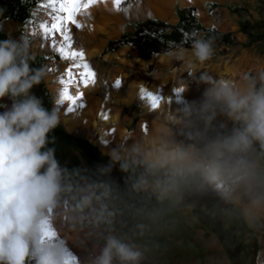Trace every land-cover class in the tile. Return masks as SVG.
Listing matches in <instances>:
<instances>
[{
	"label": "clouds",
	"instance_id": "1",
	"mask_svg": "<svg viewBox=\"0 0 264 264\" xmlns=\"http://www.w3.org/2000/svg\"><path fill=\"white\" fill-rule=\"evenodd\" d=\"M164 55L185 60L187 51L169 49ZM213 55V41L193 33L188 75L205 87L199 98L176 110L186 140L156 129L148 141L134 144V163L141 169L134 188L163 200L189 185L211 187L225 201L240 205L252 221L264 216V163L257 155V146L264 150V66L239 80L195 76L193 64H204ZM32 61L25 37L0 40V101H12L10 107L0 104L5 108L0 112V264H69L64 241L51 235V210L70 190L67 170L48 147L61 115L32 92L47 76ZM226 121L232 122L230 128ZM113 159L120 157L114 154ZM128 166L121 164L122 169ZM106 195L85 189L78 208H90ZM141 257L135 246L108 235L92 264H139Z\"/></svg>",
	"mask_w": 264,
	"mask_h": 264
},
{
	"label": "rangeland",
	"instance_id": "2",
	"mask_svg": "<svg viewBox=\"0 0 264 264\" xmlns=\"http://www.w3.org/2000/svg\"><path fill=\"white\" fill-rule=\"evenodd\" d=\"M128 3L131 1L128 0ZM46 4L47 0H0V40L25 37L30 43L33 57L42 56L41 67H44L47 73L50 67L61 68L62 71L70 62L62 59L57 51L42 45L46 39L41 36L42 31L38 25L50 11V8L45 7ZM5 5H9L10 14L3 12ZM124 5L125 1L121 0L119 6L124 8ZM182 7H193L194 15L199 22L205 28H212L211 34H214L210 38L213 41L214 55L204 64L198 62L193 64L191 71L195 76L207 73L214 78L239 80L244 73H254L257 69L255 67L257 62H264V0H196L193 4L184 6L174 3L170 10L171 14L167 18L156 16L148 10L132 17H125L116 35L111 37L104 34L98 35L100 39H95L93 45L100 47V51L90 58L102 70L112 69L115 76L125 75L119 88L113 85L114 92L108 96L105 109L110 116L114 110L119 111L118 124H114L112 121L108 122L111 136L114 134L112 129L116 128L115 125H123L131 131V137L124 141L127 147L140 143V134L154 124L170 130L177 140H186L185 129L180 118L176 115V110L182 103L199 98L205 87L197 84L188 75L190 70L188 65L193 61L191 47L175 46L171 48H183L187 51L185 60H176L167 58L164 55L165 52L153 53L142 44L123 43L119 40V35L123 30L131 31L135 23L146 19H161L168 23H175L177 20L176 9ZM203 33V31L196 32V38H203ZM224 33L229 34L226 39L221 36ZM115 53H119V56H115ZM161 55H164L165 58H161ZM243 59L249 63L247 67L244 66ZM87 62L90 64V61ZM253 65L255 66L252 67ZM91 68L93 69V66ZM48 76L47 74L38 89L33 87L32 92L42 99L44 106L49 110L56 106L60 113L65 112L68 115L70 111L65 110L68 106L66 101L60 103V99L56 98L54 91L62 74L60 73L54 79L49 80ZM77 80H79L78 76ZM153 81L163 83V89H167L169 85L179 88V90L183 89V91H179V100L173 112L166 110L160 104L156 109H152L148 98L141 95V88L149 91V86ZM133 82H137V84L132 85L133 94L128 96L130 84ZM165 93L159 95L160 98ZM93 96L102 100L104 94L97 91ZM0 104L10 107L12 101L5 97L0 101ZM4 110V107H0V112ZM219 119L226 118L219 117ZM226 122L230 128L232 122ZM59 127L75 136L83 137L95 145L92 139L97 136V130L90 123L78 125L72 131L66 130L62 124ZM51 138L53 137L50 136ZM48 147L55 149L56 158L67 170L65 183L70 190L63 193L59 201L63 202L60 207L61 213L69 211L70 219L66 227L70 231L69 233L73 234H67L68 241L65 246L68 251L73 253L75 250L81 251L84 258L82 264H86L87 261L92 264V260L104 245L100 242L102 237L89 236L88 234H117V231L121 234H147L155 227L149 217H152L155 222L160 221L163 217L167 221L172 214H175L174 206L177 203L173 197L176 194L181 196L178 205L183 210L180 212L183 216L189 214L187 205L193 206V203L188 200L187 187L179 193L169 196V199L160 200L156 196H152L149 193L150 190L134 188L136 177L133 176L130 177L128 183L121 182L124 189L119 193L115 182L109 179L119 174V167L124 163L140 171V168L134 163L136 158L111 160L98 148L102 155L107 156V159L102 172L104 176L96 177L91 174L74 146L54 139V142L49 143ZM110 148L113 151L117 150L114 140L111 142ZM257 155L264 163V150H261L259 146H257ZM88 188L95 191L97 195L103 192H107V195L101 196L98 201L94 200L90 208L81 211L78 204L83 190ZM129 189H132L133 195L130 197L135 199L136 205L129 203L126 199ZM205 193L201 192L194 196L200 202V206L197 207L199 222L205 225L201 221L204 222L216 210H220L222 225L227 227L231 234H192L193 231L189 230L191 226L186 224L183 226L181 222L175 224L173 231L183 227L184 237L177 247L179 256L186 261L192 254L193 264H264V216L249 221L241 211L240 205L237 204L238 208H235L232 202L225 201L220 194L216 197ZM204 202H208L206 208L203 206ZM168 209H170L169 212ZM108 213L112 215L109 216ZM191 215H193L192 210ZM97 216L98 218L104 217L105 221V216L109 217L113 221V225L111 226L109 223L108 228L102 227L103 223L97 219ZM241 217L244 219V224H242V229H239L238 224ZM168 226L171 224L169 223ZM112 228H114V232L111 231ZM130 228L133 230L128 233ZM52 231L56 233L55 229ZM56 235L58 236V234ZM71 264H76V262L72 261Z\"/></svg>",
	"mask_w": 264,
	"mask_h": 264
},
{
	"label": "bare ground",
	"instance_id": "3",
	"mask_svg": "<svg viewBox=\"0 0 264 264\" xmlns=\"http://www.w3.org/2000/svg\"><path fill=\"white\" fill-rule=\"evenodd\" d=\"M124 1V8H121L120 6L117 7L114 4V0H100V2L90 6L86 10L87 13H90V16L85 15V10L82 9L81 12L77 13L76 15V19L84 25L81 28H77L69 22L68 27L71 31L72 47L75 50L82 49L84 51L86 61H90V64L91 66H93V70L96 73V82L95 84H89L87 87L80 85L79 89L73 86L71 89L72 94L76 95L78 91L83 92V98L80 102H78L77 105H71L70 101H66L68 106L65 110L68 112L69 107H72L73 110L68 112V115L65 112L60 113L61 124L68 131H72L78 125H88L90 123L97 130V136L92 139V142L99 148V150L103 154L109 156L111 160H114V154H118L120 159L124 160L135 159L136 156L132 152V147H127L124 144V141L132 135L129 129H127L123 125H115L116 128L112 129L114 132L112 136L108 129L109 121L114 122V124H118L120 118L118 110H114L111 113V116L108 115L105 109V105L108 100V96L112 95L114 92L113 85L115 84V81L117 79L122 80L125 75L122 74L120 76H115L116 74H114L112 69L102 70L101 68L97 67L95 61L90 58L97 55L100 51V47L93 45L95 39H100L98 36L99 34H104L108 37L116 35L119 32L121 23L123 22L125 17H132L138 15V13L140 12H145L146 10H148L156 16L167 18V16L171 14L170 10L172 9L174 3H177L180 6H184L187 4H193L196 0H129L131 1V3H128V0ZM49 10L51 11V9ZM41 20H48L50 22L51 17L49 15H45V17H43ZM113 23L114 25H112ZM41 36L43 37L42 33ZM56 39L59 42L62 37L57 33ZM42 45L56 51L52 46L50 40H46V42H44V44ZM114 55L119 56V53H115ZM161 58H165V56L161 55ZM69 62L70 63L64 69H62V71L61 68L55 69L53 67H50L47 70V74L49 75L47 79H54V77H57L58 75H60V73L63 76L70 64L74 63L73 61ZM243 64L245 67H247L249 63L247 62V60H244ZM254 66L255 65H253L252 67ZM260 66H264V62H257L255 67L258 68ZM75 71L79 70L74 69V72ZM60 81L54 89L57 99H60V94L63 88V85ZM136 84L137 82H133L132 84H130L131 88L128 96H132V85ZM163 88V83L153 81L149 86V91L157 95H161L163 94V92H166L165 95L161 97L162 100L160 105L164 106L166 110L173 112V110L177 107V103L179 100V88L172 87V85H169L167 89ZM97 91L103 92L104 97L102 100L98 97L93 96V94ZM85 101L88 102L86 103ZM80 104H83V107H80ZM105 115H107V119H105ZM156 129H160L161 132L166 130L161 126L154 124L151 128H146L140 134L141 142L148 141L152 137ZM113 140L114 142H116L117 150L115 151L111 150L110 148V144L111 142H113ZM62 204L63 202L59 201L57 206L51 210V230L55 229L56 234H58L59 238H61L66 245L68 241L67 234L73 233H69L70 231L66 227V224L70 219L68 215L69 211H67L66 213H61L60 207L62 206ZM74 256L78 264L84 261L81 251L75 250ZM70 259L71 258H69V262ZM87 262L85 263L89 264Z\"/></svg>",
	"mask_w": 264,
	"mask_h": 264
},
{
	"label": "trees",
	"instance_id": "4",
	"mask_svg": "<svg viewBox=\"0 0 264 264\" xmlns=\"http://www.w3.org/2000/svg\"><path fill=\"white\" fill-rule=\"evenodd\" d=\"M3 12L5 14H10L9 5H5ZM177 20L175 23H168L161 19H146L141 22L135 23L133 30L125 31L123 30L119 35V40L123 43L132 44H142L148 50L153 53H164L175 46H181L190 48L191 40L193 38V33L203 31V39H210L214 34H211L212 28H205L194 15L193 7H182L176 9ZM228 33H224L221 36L226 39ZM228 41V40H226ZM42 56L33 57L32 67H41ZM38 86H34L38 89ZM57 141H63L68 145L74 146L78 150L84 164L91 171V174L96 177H103V171L105 169V161L107 156L102 155L98 147L89 143L85 138L75 136L71 133L66 132L63 128L57 127L50 134ZM141 170V169H140ZM139 170L134 169L130 165L127 169H122L119 167V174L111 177L109 180L115 182L117 191L120 193L124 188L121 186L122 183H128L130 177H137L139 175ZM122 178V179H121ZM188 193V200L193 203L192 214L197 218V207L200 206V202L195 199L194 196L201 192L210 193L211 195L218 196V193L211 187L199 188L196 185L186 186ZM185 188V187H184ZM130 195H133L132 189H129V194H127L126 199L131 204H135V199H131ZM204 202L203 206L206 208ZM207 228H209L214 234H231L227 227H224L221 222L220 210H216L211 216L207 218L204 222ZM242 224H244V219H240L238 224L239 229H242Z\"/></svg>",
	"mask_w": 264,
	"mask_h": 264
},
{
	"label": "snow or ice",
	"instance_id": "5",
	"mask_svg": "<svg viewBox=\"0 0 264 264\" xmlns=\"http://www.w3.org/2000/svg\"><path fill=\"white\" fill-rule=\"evenodd\" d=\"M98 2L100 0H47V4L45 5V7L51 9L48 13L51 21L45 20L41 22L38 28L42 30L44 38L51 41L52 46L62 59L74 62L70 64L61 77L60 82L63 88L60 94V103L70 101L71 105H77L82 100L84 93L78 91L76 95H73L71 92L72 87L75 86L79 89L80 85L87 87L89 84H95L96 82V73L86 61L84 51L82 49L75 50L72 47V36L68 24L70 22L77 28L83 27L84 25L76 19L77 13H80L83 9L85 10V15L90 16V13H87L86 10ZM114 4L119 7L121 0H114ZM57 33L62 37L59 42L56 39ZM74 69L79 71L74 72ZM77 76L79 80H77ZM120 85L121 80L117 79L114 87L119 88ZM140 91L142 96L148 98L152 109H156L159 106L161 100L159 95L143 88ZM178 91H183V89ZM79 106L83 107V104ZM68 110L72 111L73 108L69 107ZM107 118V115H105V119ZM55 234L54 231L51 232V235Z\"/></svg>",
	"mask_w": 264,
	"mask_h": 264
},
{
	"label": "crops",
	"instance_id": "6",
	"mask_svg": "<svg viewBox=\"0 0 264 264\" xmlns=\"http://www.w3.org/2000/svg\"><path fill=\"white\" fill-rule=\"evenodd\" d=\"M154 195L152 192H149ZM180 194H176L173 197V200L177 203L175 207V214H172L169 220L165 221L163 217L160 221H153L152 217H149L151 222L155 225L154 230L149 231L147 234H121L117 231V234H88L89 236L95 235L96 237H102L100 240L102 244L105 243V239L108 235H116L118 238L123 241L135 246L142 253L141 260L139 264H193L194 257L191 254L186 261L183 257L179 256L178 245L183 239V227L176 229L173 231V225L179 224L180 222L191 226L189 230L193 231L192 234H214L209 228L205 225H202L193 215H191L192 207L188 204L187 209L189 211L188 215L181 214L182 208L178 205V201H180ZM169 199V197H167ZM172 200V201H173ZM167 202V200H166ZM235 208H238L236 203H233ZM164 209V208H163ZM170 209H168L169 212ZM183 211V210H182ZM179 212V213H177ZM106 221L103 220L104 217L98 218L101 221L102 227L108 228L109 223L112 226L113 221L109 219V217L105 216ZM105 221V222H104ZM191 221V222H190ZM188 222V224H187ZM136 223V221H135ZM171 226H168V224ZM133 228H130L128 233L132 232ZM114 232V228L112 230ZM126 232V231H124ZM183 235V236H181ZM179 238V239H178ZM144 240V241H143ZM71 255V259L69 264L72 261H75L78 264L74 253L69 251Z\"/></svg>",
	"mask_w": 264,
	"mask_h": 264
}]
</instances>
